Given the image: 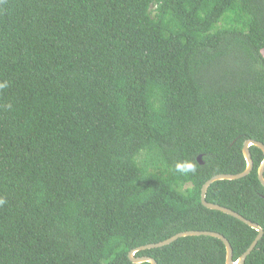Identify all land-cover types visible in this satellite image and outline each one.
Returning <instances> with one entry per match:
<instances>
[{"label":"trees","instance_id":"16d2710c","mask_svg":"<svg viewBox=\"0 0 264 264\" xmlns=\"http://www.w3.org/2000/svg\"><path fill=\"white\" fill-rule=\"evenodd\" d=\"M0 264L134 263L186 230L236 261L258 231L202 204L264 143V0H0ZM207 201L264 230V152ZM198 156H202V163ZM191 160L195 174L175 164ZM226 264L184 236L137 252ZM243 264H264V234Z\"/></svg>","mask_w":264,"mask_h":264},{"label":"water","instance_id":"95a60500","mask_svg":"<svg viewBox=\"0 0 264 264\" xmlns=\"http://www.w3.org/2000/svg\"><path fill=\"white\" fill-rule=\"evenodd\" d=\"M251 145H256L259 148H261L264 152V143H262L261 141L255 140V139H247L244 143L243 146V153L244 156L246 158L247 161V167L245 170H243L242 172L236 173V174H232V173H221V174H217L215 176H213L212 178H210L209 180H207L203 187H202V193H201V201L202 204L210 209H216V210H220L222 212H225L227 214H230L236 218H238L239 220L245 222L246 224L250 225L251 227L255 228L258 231V235L256 236V238L254 239V241L251 243V245L247 248V250L235 261L233 258V248L231 246V243L229 242V240L221 233L216 232V231H209V230H186V231H181L173 236H171L170 238H167L163 241L157 242V243H149L146 245H141L139 247H136L134 249H132L129 252V258L132 262L134 263H142V262H150L151 264H158L156 259L150 256H138L137 252L141 251V250H145V249H150V248H156V247H162L165 245H168L174 241H176L178 238L180 237H184V236H199V235H209V236H214L217 238H220L225 246H226V250H227V258H226V264H243L248 255L254 250V248L256 247L258 241L262 238L263 234H264V230L263 228L258 224L255 223L253 221H251L250 219L244 217L243 215H241L240 213H238L237 211H234L226 206H222L220 204H216L213 202H209L207 201V191L210 187V185L217 181V180H234V179H240L242 177H245L246 175H248L254 168V162L252 159V155L250 152V146ZM198 160L200 163H202V156H198ZM258 175H259V179L262 182V184L264 185V159L261 162L259 168H258Z\"/></svg>","mask_w":264,"mask_h":264},{"label":"clouds","instance_id":"9594fccd","mask_svg":"<svg viewBox=\"0 0 264 264\" xmlns=\"http://www.w3.org/2000/svg\"><path fill=\"white\" fill-rule=\"evenodd\" d=\"M5 84H0V88L6 87ZM197 171L196 163L191 160H184L177 162L175 164V172L179 173L180 175H188V174H195ZM5 201L0 199V205H2Z\"/></svg>","mask_w":264,"mask_h":264}]
</instances>
